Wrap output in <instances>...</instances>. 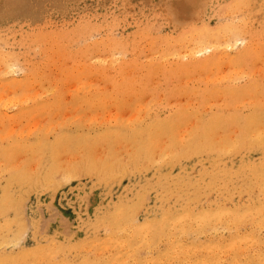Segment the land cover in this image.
<instances>
[{"label":"rangeland","instance_id":"obj_1","mask_svg":"<svg viewBox=\"0 0 264 264\" xmlns=\"http://www.w3.org/2000/svg\"><path fill=\"white\" fill-rule=\"evenodd\" d=\"M0 93V264H264V0H0Z\"/></svg>","mask_w":264,"mask_h":264},{"label":"bare ground","instance_id":"obj_2","mask_svg":"<svg viewBox=\"0 0 264 264\" xmlns=\"http://www.w3.org/2000/svg\"><path fill=\"white\" fill-rule=\"evenodd\" d=\"M216 35V34H215ZM211 36V35H210ZM190 37V36H189ZM218 38V37H217ZM207 39V38H206ZM206 39H203V40H201V44L200 45H202V46H204V47H202V49L203 50H199V51H197L198 53L199 52H201V51H204V53L205 52H209V51H211L212 50V47H213V44L211 43V44H209L210 42H208L209 40H206ZM243 42V41H242ZM235 43H237V42H235ZM216 44V43H215ZM252 44V43H251ZM193 46V45H192ZM229 46V45H228ZM199 48V47H198ZM201 49V48H200ZM179 53V52H178ZM196 53V52H195ZM225 53V52H224ZM194 54V53H193ZM197 54V53H196ZM202 54V53H201ZM218 58H219V56H218ZM220 61V60H219ZM231 62V61H230ZM16 67V66H15ZM231 69V68H230ZM234 71V70H233ZM233 75V74H232ZM224 78V77H223ZM227 78V77H226ZM133 79V78H132ZM210 80V79H209ZM220 82V81H219ZM252 82V81H251ZM236 86V85H235ZM32 88V87H31ZM222 89V88H221ZM1 94V93H0ZM28 96V95H27ZM21 97V96H20ZM31 97V96H30ZM37 97V96H36ZM9 98V97H8ZM25 98V97H24ZM18 99V98H17ZM28 99V98H27ZM26 99V100H27ZM35 99V98H34ZM249 99V98H248ZM262 99V98H261ZM8 100V99H7ZM14 100V99H13ZM22 100V99H21ZM28 101V100H27ZM243 101H244V99H243ZM251 101H253V99L251 100ZM251 101H248V102H250L251 103ZM15 103V102H14ZM243 104V103H242ZM245 104V103H244ZM249 104V103H248ZM9 105V104H8ZM140 105V104H139ZM236 106H238V105H236ZM3 107V106H2ZM240 107V106H239ZM241 108V107H240ZM135 116V115H134ZM138 117V116H137ZM115 118V117H114ZM115 121V120H114ZM113 121V122H114ZM113 124V123H112ZM18 125V124H17ZM178 131V130H177ZM176 132V131H175ZM183 135V134H182ZM255 135V134H254ZM180 137H182V136H180ZM189 143V142H188ZM66 159V158H65ZM31 166V165H30ZM208 221V220H207ZM219 222V221H218ZM256 224V223H255Z\"/></svg>","mask_w":264,"mask_h":264}]
</instances>
